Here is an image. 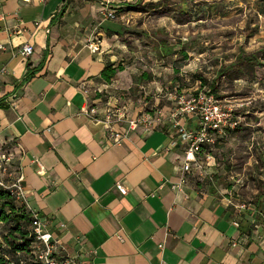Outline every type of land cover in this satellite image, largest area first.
I'll use <instances>...</instances> for the list:
<instances>
[{
	"label": "crops",
	"instance_id": "obj_1",
	"mask_svg": "<svg viewBox=\"0 0 264 264\" xmlns=\"http://www.w3.org/2000/svg\"><path fill=\"white\" fill-rule=\"evenodd\" d=\"M107 1L125 7L128 22L104 20ZM263 20L264 0H0V152L12 158L9 175L0 178L24 177L29 211L52 234L55 257L264 264V168L242 171L227 162L240 153L218 151L237 141L240 126L218 135L213 159L192 166L185 193H177L171 183L188 142L174 121L160 118L149 130L116 122L114 129L128 131L120 143L106 122L110 110L124 108L132 119L153 117L149 102L164 114L179 98L216 88L224 70L236 91L263 89L255 54L230 55L220 72L222 62L212 55L224 42L246 43L245 32L232 30L255 28L252 38ZM26 43L34 48L28 58L19 53ZM244 63L258 69L251 84ZM110 64L122 71L106 82L102 72ZM180 123L196 129L199 120ZM230 199L249 207L238 209Z\"/></svg>",
	"mask_w": 264,
	"mask_h": 264
},
{
	"label": "built area",
	"instance_id": "obj_2",
	"mask_svg": "<svg viewBox=\"0 0 264 264\" xmlns=\"http://www.w3.org/2000/svg\"><path fill=\"white\" fill-rule=\"evenodd\" d=\"M118 8L114 7L110 2H103L101 6V15L104 20L109 21H124L128 20L124 15L118 13ZM98 45L94 43L92 49L98 50ZM0 49L3 46L0 45ZM23 57H30L34 53V48L31 44L26 43L19 50ZM1 69L0 72H4ZM178 108L172 112L171 116L174 119V124L180 139L188 142V149L185 153L184 160L180 167V175L176 182L171 183V188L177 193H185V186L187 185V175L192 169V166L202 168V161L199 159V153L203 146L213 147L217 142V137L227 129H236L240 126L241 117L234 114V110L222 104L214 93L210 90L200 92L196 96L181 97L177 101ZM244 107L245 104L238 105ZM238 108V107H237ZM90 112H95L91 109ZM187 116H195L199 120V125L196 129H188L185 125L180 123L182 118ZM128 121L131 129H136L143 125L146 129H150L154 123L160 121V117H151L149 115L137 117L132 119L129 117L127 110L124 108L118 111H109L107 118V127L111 130V137L115 143H120L127 137L128 131L114 129L116 122ZM206 161L213 159L211 154L205 155ZM12 162L11 156L1 151L0 152V172L9 175V168ZM42 170V167H41ZM10 177V176H9ZM0 187L8 190L12 196L29 210L27 201V191L24 186V177L21 175L13 181L0 178ZM117 189L124 195L127 194V189L121 183L117 184ZM230 204L234 205L230 199ZM234 206L241 210H246L249 205L247 203H236ZM31 212V211H30ZM32 213V212H31ZM33 215V232L36 238V246L34 250L35 259L41 264H86L77 257L71 258H57L54 256L53 236L50 232L45 230V223L42 219L32 213ZM238 226V223H236ZM161 249L164 244L159 245Z\"/></svg>",
	"mask_w": 264,
	"mask_h": 264
},
{
	"label": "rangeland",
	"instance_id": "obj_3",
	"mask_svg": "<svg viewBox=\"0 0 264 264\" xmlns=\"http://www.w3.org/2000/svg\"><path fill=\"white\" fill-rule=\"evenodd\" d=\"M239 16L242 15H239L238 12L237 17ZM252 29L253 31L255 30V28ZM253 31L246 29L243 30L238 27L236 30H232V33H235V36H238L244 34L242 32H245L248 35V40L246 43L236 40L232 46H227L224 42L223 45L219 46L218 48L216 47L217 50H215L212 55H214L213 57L215 61L220 60V62H222V64L217 67V71L220 69V72L225 68L223 64L226 58L237 53H241L242 56L255 54L254 56L259 59V63L264 66V20L262 25L256 29L254 36L250 38L253 34ZM229 34V32L225 33V35ZM261 65L258 66V70L249 68L247 67L248 65L245 66L244 63V66L246 67L245 74L249 77L248 80H245H247L249 84L252 83V78L250 76L252 72L255 73L258 70V77H260L262 72L264 73V68L261 67ZM226 71L227 70H224V72H222V74L220 73V75H218V77L215 79V82H217V91L215 95L219 100H222L223 105L232 108L235 114H241L244 117L243 119L241 118V130L236 132L238 134L237 141L231 142L228 147L225 144L220 145L218 147V151H222L221 147H225V149H232L237 153H240L238 159L231 160L230 158L227 160V162H230L228 165H235L242 171H244L246 166L262 169L264 168V139L259 138V136H264V88H255V86L252 85L248 89L239 87L242 91H236L235 88L232 89L229 87L228 84L231 81L229 77H226ZM241 84L242 83H238V85ZM187 98L188 96L186 99ZM241 104H245V106L239 107L238 105ZM151 106V102H149L147 107L153 109V117L158 116L162 119V121L165 119H171L174 121L171 114L178 108L177 103L172 105L171 109L169 108V110H166V113L164 114L156 111V109ZM237 107L240 109V111L235 112ZM258 131L259 133H257ZM218 151L216 153H218ZM250 161H252L251 164H247Z\"/></svg>",
	"mask_w": 264,
	"mask_h": 264
},
{
	"label": "trees",
	"instance_id": "obj_4",
	"mask_svg": "<svg viewBox=\"0 0 264 264\" xmlns=\"http://www.w3.org/2000/svg\"><path fill=\"white\" fill-rule=\"evenodd\" d=\"M125 7L118 8L120 15ZM169 51L168 54H171ZM187 55H184V59ZM122 71V67L118 66L114 68V65H107L103 72L102 78L106 82H111L118 74ZM145 78L142 76L140 81H144ZM152 79V76L148 77ZM203 85L207 83L203 80ZM212 93H216L214 83L211 88ZM208 90L201 88L196 92L189 94L190 96H196L200 92ZM219 137H217L216 144L211 148L203 146L200 153L199 159L204 160L206 154H213L219 144ZM33 215L24 206L21 205L12 194L0 187V264H41L35 259L34 250L36 246V238L33 232Z\"/></svg>",
	"mask_w": 264,
	"mask_h": 264
}]
</instances>
